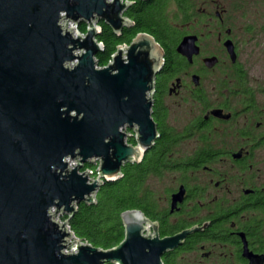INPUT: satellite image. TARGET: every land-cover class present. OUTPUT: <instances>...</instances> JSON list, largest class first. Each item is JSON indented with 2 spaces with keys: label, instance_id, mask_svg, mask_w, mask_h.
<instances>
[{
  "label": "water",
  "instance_id": "95a60500",
  "mask_svg": "<svg viewBox=\"0 0 264 264\" xmlns=\"http://www.w3.org/2000/svg\"><path fill=\"white\" fill-rule=\"evenodd\" d=\"M131 4L0 0V264H162L166 252L196 231L162 238L158 222L127 211L123 241L102 250L56 219L71 217L80 203L95 204L99 188L120 179L122 168L139 163L159 139L152 118L164 65L159 44L142 33L117 47L107 66L95 59L103 51L98 23L120 35L133 25L124 15ZM80 24L87 26L84 35L75 29ZM224 45L235 63L232 42ZM176 53L192 63L197 37L185 36ZM217 62L204 60L208 69ZM95 161L98 175L90 182L80 171ZM183 195L181 188L172 196L171 211Z\"/></svg>",
  "mask_w": 264,
  "mask_h": 264
},
{
  "label": "flooded vegetation",
  "instance_id": "af4514ba",
  "mask_svg": "<svg viewBox=\"0 0 264 264\" xmlns=\"http://www.w3.org/2000/svg\"><path fill=\"white\" fill-rule=\"evenodd\" d=\"M197 1L193 0L202 22L196 20L199 29L192 35L197 37L199 54L188 69L166 84L162 103L168 112V128L180 135L178 148L195 140L197 148L192 154L203 148L209 152L172 160L179 166L174 173L180 177L176 180L177 189L168 193V214L162 217V227L173 231L162 238L192 228L196 231L176 249L166 252L162 264H264V83L250 77L248 57L241 61L246 40L237 38L230 26L224 27L226 9L217 0ZM239 2L243 12L252 3L264 6V0ZM208 3L216 7L215 15L204 8ZM211 27L217 31L215 36L225 59L205 55L203 42L213 34ZM227 41L233 44L235 63L224 45ZM210 57H216L218 62L208 69L204 60ZM215 69H222L226 78L219 88H213L210 96L216 98L212 101L204 93L203 75ZM194 75L199 77L197 84L192 81ZM170 96L191 98L203 116L176 130L168 122L166 97ZM214 110H221L222 114L213 116ZM185 165L194 168L185 171ZM181 188L183 200L171 211L172 196Z\"/></svg>",
  "mask_w": 264,
  "mask_h": 264
},
{
  "label": "trees",
  "instance_id": "16d2710c",
  "mask_svg": "<svg viewBox=\"0 0 264 264\" xmlns=\"http://www.w3.org/2000/svg\"><path fill=\"white\" fill-rule=\"evenodd\" d=\"M131 1L124 15L133 25L124 28L120 35L114 34L105 23H98L100 34L97 41L103 45V51L95 59L98 67H105L117 47L129 45L138 34H149L155 39L164 53V65L155 80L152 106V118L157 125L159 139L139 163L126 164L122 168L120 179L105 182L99 188L95 204L80 203L71 217L63 218L68 219L69 228L78 239L102 250L112 249L123 241L121 214L127 211H141L151 221L158 222L160 237L173 231L162 227V217L168 211L161 206L158 193L149 182L162 180L166 174L179 168L172 160L179 153L177 140L180 135L168 128V112L163 107L162 99L166 84L191 66L176 53V48L185 36L197 31L199 25L196 20L202 19L193 0ZM86 28V24L78 26V30L84 34ZM128 143L136 145L133 138ZM208 152L206 148L199 149L189 157L203 156ZM192 167L194 165H185L183 169L187 171ZM87 168L89 166L85 165L83 170Z\"/></svg>",
  "mask_w": 264,
  "mask_h": 264
},
{
  "label": "rangeland",
  "instance_id": "374dc122",
  "mask_svg": "<svg viewBox=\"0 0 264 264\" xmlns=\"http://www.w3.org/2000/svg\"><path fill=\"white\" fill-rule=\"evenodd\" d=\"M217 1L221 8L226 9V14L223 16L225 21L224 27L230 26L237 33V38L241 37L246 40V44L242 47L243 53L245 52V54L241 57V61H244L248 57L247 68L250 72V77L260 79L261 83H264V6H257L252 3L247 7L246 12H243L241 11L239 0ZM197 3L199 7H203L200 2L197 1ZM204 8H206L207 13L215 15L216 7L208 3ZM246 29L253 31V33H246ZM215 32L217 31L211 27V33L213 34L208 38H204L205 55H216L225 59L224 53L220 50V46L217 43ZM221 70L215 69L203 75L204 93L209 95V100L213 101L216 98L215 95L210 96L213 94V88H219L226 78V75ZM188 81L190 82V79ZM185 96L181 98L175 96L166 97V103L169 109V125L178 131L189 126L198 117L203 116V113L190 101L191 98H187V101V99L185 100ZM127 133L132 132L127 130ZM196 148L197 143L195 140L188 141L178 148L179 153L177 156L189 157ZM261 156L263 157L264 154H261ZM179 177V174L173 172L166 174L162 180L153 179L149 182V185L157 191L161 206H165L166 204L167 192L177 189L176 180ZM65 216V214L59 215L58 218L63 221Z\"/></svg>",
  "mask_w": 264,
  "mask_h": 264
},
{
  "label": "built area",
  "instance_id": "2783aa9c",
  "mask_svg": "<svg viewBox=\"0 0 264 264\" xmlns=\"http://www.w3.org/2000/svg\"><path fill=\"white\" fill-rule=\"evenodd\" d=\"M76 30H78V27L77 28H75ZM79 31V30H78ZM80 32V31H79ZM81 33V32H80ZM83 35H84V33H82ZM109 62H111V60L109 61ZM88 166H89V168H87L86 170H81L80 171V173H88V175H89V179H90V182L91 181H93V180H95L96 179V177H97V175H98V168H99V165H98V162L97 161H95V164H93V165H89V164H87ZM70 167L71 168H73L74 167V163H70ZM84 168V167H83ZM59 216V215H58ZM58 216H57V220H59L61 223H64L65 221H67L68 222V219H63V221H61L59 218H58ZM67 227H68V230L70 231V232H72L71 230H70V228H69V225H68V223H67ZM73 233V232H72ZM74 234V233H73ZM76 237V236H75ZM77 238V237H76Z\"/></svg>",
  "mask_w": 264,
  "mask_h": 264
},
{
  "label": "bare ground",
  "instance_id": "6f19581e",
  "mask_svg": "<svg viewBox=\"0 0 264 264\" xmlns=\"http://www.w3.org/2000/svg\"><path fill=\"white\" fill-rule=\"evenodd\" d=\"M69 27H71V25ZM155 49L157 50L158 53H160L157 46H155Z\"/></svg>",
  "mask_w": 264,
  "mask_h": 264
}]
</instances>
